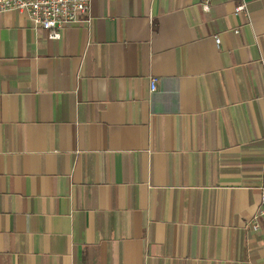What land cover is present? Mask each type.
I'll use <instances>...</instances> for the list:
<instances>
[{
    "label": "crops",
    "instance_id": "1",
    "mask_svg": "<svg viewBox=\"0 0 264 264\" xmlns=\"http://www.w3.org/2000/svg\"><path fill=\"white\" fill-rule=\"evenodd\" d=\"M246 1L89 0L57 40L0 14V264H264Z\"/></svg>",
    "mask_w": 264,
    "mask_h": 264
},
{
    "label": "built area",
    "instance_id": "2",
    "mask_svg": "<svg viewBox=\"0 0 264 264\" xmlns=\"http://www.w3.org/2000/svg\"><path fill=\"white\" fill-rule=\"evenodd\" d=\"M202 8L207 10L211 0H200ZM234 7L235 13L247 15V1L237 0ZM89 0H0V14L6 12H17L24 14L31 22L34 31L47 32L48 39L57 40L59 32L65 27L78 23L82 18L88 16ZM237 34L238 30L234 29ZM216 45L218 38H214ZM157 87V79L149 78V91L154 92ZM264 218V185L259 189V204L256 213L250 220L253 231H258V220Z\"/></svg>",
    "mask_w": 264,
    "mask_h": 264
}]
</instances>
